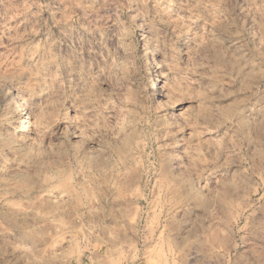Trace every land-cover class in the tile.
<instances>
[{
  "label": "rangeland",
  "instance_id": "1",
  "mask_svg": "<svg viewBox=\"0 0 264 264\" xmlns=\"http://www.w3.org/2000/svg\"><path fill=\"white\" fill-rule=\"evenodd\" d=\"M0 264H264V0H0Z\"/></svg>",
  "mask_w": 264,
  "mask_h": 264
},
{
  "label": "bare ground",
  "instance_id": "2",
  "mask_svg": "<svg viewBox=\"0 0 264 264\" xmlns=\"http://www.w3.org/2000/svg\"><path fill=\"white\" fill-rule=\"evenodd\" d=\"M155 85V84H154ZM152 94L158 93V90L155 88L150 89ZM18 114L22 118V132L29 133L32 129V119L30 116V112L28 111V106L26 105L25 101H21L17 108Z\"/></svg>",
  "mask_w": 264,
  "mask_h": 264
}]
</instances>
